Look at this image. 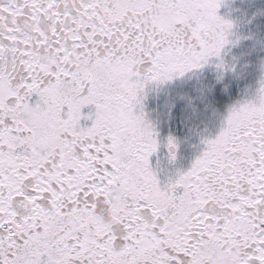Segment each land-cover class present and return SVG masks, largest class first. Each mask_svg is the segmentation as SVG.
I'll return each mask as SVG.
<instances>
[{"label":"snow or ice","instance_id":"6c2138e0","mask_svg":"<svg viewBox=\"0 0 264 264\" xmlns=\"http://www.w3.org/2000/svg\"><path fill=\"white\" fill-rule=\"evenodd\" d=\"M224 4L0 0V264H264V55Z\"/></svg>","mask_w":264,"mask_h":264},{"label":"rangeland","instance_id":"374dc122","mask_svg":"<svg viewBox=\"0 0 264 264\" xmlns=\"http://www.w3.org/2000/svg\"><path fill=\"white\" fill-rule=\"evenodd\" d=\"M264 9V0H225L224 6L220 10V14L226 18L232 19L236 22L235 31L240 37H250V39H241L238 47L230 49V55H236L240 58L241 64L252 62L257 54L264 55V52L260 51V44L264 43V16L254 14ZM252 21L249 23V21ZM259 42V43H258ZM256 51H253V48ZM242 86V85H241ZM172 91L175 94L177 88L169 86L164 93L157 98L155 95L149 97L148 107L149 110L163 106L167 100V92ZM211 128V125H209ZM175 125H173V131H176ZM164 135L168 132V125L165 124L162 129ZM191 154V149L187 144H183L180 149V155L182 159L179 163H187V158Z\"/></svg>","mask_w":264,"mask_h":264}]
</instances>
